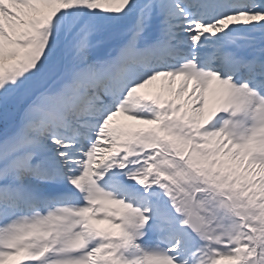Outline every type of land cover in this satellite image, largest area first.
Here are the masks:
<instances>
[{
    "label": "snow or ice",
    "instance_id": "1",
    "mask_svg": "<svg viewBox=\"0 0 264 264\" xmlns=\"http://www.w3.org/2000/svg\"><path fill=\"white\" fill-rule=\"evenodd\" d=\"M0 264H264V0H0Z\"/></svg>",
    "mask_w": 264,
    "mask_h": 264
}]
</instances>
